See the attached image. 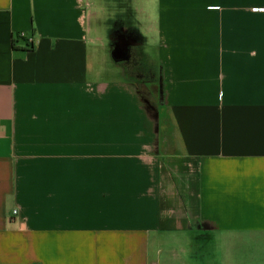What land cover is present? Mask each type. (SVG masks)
I'll return each mask as SVG.
<instances>
[{
    "label": "crops",
    "instance_id": "crops-1",
    "mask_svg": "<svg viewBox=\"0 0 264 264\" xmlns=\"http://www.w3.org/2000/svg\"><path fill=\"white\" fill-rule=\"evenodd\" d=\"M103 1L110 77L90 0H0V264H264V0Z\"/></svg>",
    "mask_w": 264,
    "mask_h": 264
},
{
    "label": "rangeland",
    "instance_id": "rangeland-1",
    "mask_svg": "<svg viewBox=\"0 0 264 264\" xmlns=\"http://www.w3.org/2000/svg\"><path fill=\"white\" fill-rule=\"evenodd\" d=\"M90 3H91L90 12L94 13V17L92 18V22H91V36L95 40L93 45L96 48L95 52L97 54L106 57L109 65V68L107 70L108 73H106V76L110 77L111 74L114 75L113 74L114 66L113 63L111 62L110 55L108 52L109 28L107 22L109 19V14L104 9L103 0H90ZM111 32H113V30ZM114 35H112L113 38ZM141 63H142L141 61H137V59L134 57L133 62L131 61L129 66L132 67L135 66L136 64L137 65L136 71L132 72L131 70L128 72L127 70H125V73H128L127 76L130 78H134L138 80L140 79V86L145 89L143 80H141L142 79L141 75L145 73V70L143 69ZM180 246L181 244L177 240L172 242H164L161 246V251H157L156 248L155 252L151 256L156 262V264H180V262H184V261L189 262L190 258L188 259L187 255L183 254V252L180 251Z\"/></svg>",
    "mask_w": 264,
    "mask_h": 264
},
{
    "label": "built area",
    "instance_id": "built-area-1",
    "mask_svg": "<svg viewBox=\"0 0 264 264\" xmlns=\"http://www.w3.org/2000/svg\"><path fill=\"white\" fill-rule=\"evenodd\" d=\"M19 37L24 39V38H26V35H25V33H20ZM27 41H28L29 45H31L32 42H33V39L32 38H28Z\"/></svg>",
    "mask_w": 264,
    "mask_h": 264
},
{
    "label": "water",
    "instance_id": "water-1",
    "mask_svg": "<svg viewBox=\"0 0 264 264\" xmlns=\"http://www.w3.org/2000/svg\"><path fill=\"white\" fill-rule=\"evenodd\" d=\"M119 53H121V51H120L119 48H118V49L116 50V52L114 53V56H115L116 58H118Z\"/></svg>",
    "mask_w": 264,
    "mask_h": 264
}]
</instances>
